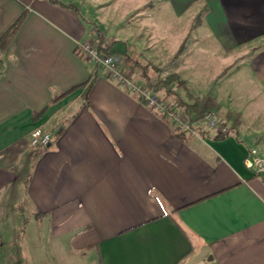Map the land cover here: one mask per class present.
Instances as JSON below:
<instances>
[{
    "label": "crops",
    "instance_id": "obj_1",
    "mask_svg": "<svg viewBox=\"0 0 264 264\" xmlns=\"http://www.w3.org/2000/svg\"><path fill=\"white\" fill-rule=\"evenodd\" d=\"M60 1L70 6L0 0V34L25 12L0 54V221L13 216L8 207L18 187L50 223V236L69 238L77 264H264V174L246 165L240 130L238 138L214 139L212 130L176 136L168 118L77 48L87 41L122 53L125 62L132 53L163 61L192 36L173 68L191 94L205 88L187 73L189 58L213 54L205 39L250 48L242 70L225 79L243 77L247 88L237 96V81L226 89L224 82L206 94L241 119L254 118L264 111V0ZM109 9L120 19L105 17ZM257 96L263 105L246 111ZM35 129L51 140L32 154ZM14 238L0 234V264H14Z\"/></svg>",
    "mask_w": 264,
    "mask_h": 264
},
{
    "label": "rangeland",
    "instance_id": "obj_2",
    "mask_svg": "<svg viewBox=\"0 0 264 264\" xmlns=\"http://www.w3.org/2000/svg\"><path fill=\"white\" fill-rule=\"evenodd\" d=\"M114 12L115 9H109L107 15L105 16L107 18L109 17L108 19L111 20V22H113V19L117 20L121 17L120 15L114 14ZM96 17L97 19L100 18L99 16ZM129 21V17H127L123 22V25L126 26ZM108 26L109 24L105 25L104 29ZM114 31H119V33L121 34L125 33L120 29H115ZM107 41H109L110 43L111 41L113 42L112 39H109ZM191 41L192 36L189 37L187 43L189 44ZM187 43L186 46L188 49L189 46ZM203 44L207 49L212 50L213 54L205 50V52H201L202 54L192 56L188 60V66L190 68L188 70L187 64H185V69L187 70L188 75H190L191 78L195 79L196 81L200 80V83H202V85H205V88L201 89V91H195L194 88L191 89L192 95L194 97H199L200 95H204L208 92L211 93L214 90H222L221 85L225 82V79L229 75L237 74L242 70V68L245 66L247 56L249 55V52H251L250 48L246 49V51L244 50V48H239L240 50H229L227 48L220 47L217 44L213 45L209 39H205ZM114 52L119 54L121 58L122 72L131 68V70L133 71L130 77L135 82L142 84L145 83L140 76V68L138 67V64H140L141 66L149 65L150 63L162 67L167 66L171 59L170 57L167 60L163 61H153L149 60L145 56L138 58V55L136 53H132L131 55H126L131 58V60L129 62H125L124 55L122 53H119L118 51ZM135 54L137 56H135ZM135 63H137L138 66H136ZM169 70L175 71L176 69ZM148 76L151 82H155L157 74L152 70L150 66L148 67ZM242 79L239 80L237 77L228 79L225 82L224 89H226L229 84H235L237 81V84H235V86L237 87L236 95L239 96L240 93L247 88L245 82L242 81ZM187 89L189 91L188 87ZM178 92L184 100H188L186 92L182 90V88L178 89ZM157 93H159V95L163 97V94L161 92ZM231 98L235 99L234 96H231ZM260 99L261 98L257 96L254 102L252 104H249L248 107L245 108L246 111H250L253 107L258 108V106L262 104L263 100ZM165 100L172 102L169 98H165ZM172 104L179 110L182 109L184 111L182 107L177 106L173 102ZM241 104L244 105L243 102H241ZM226 110L227 106L225 105L224 107H218L214 112L218 116L220 121L225 126H227L228 129L230 123L227 122L223 116ZM238 130H240V137L248 145L249 151L254 149L257 156L264 159V111L261 116H258V114L256 113V116L254 118L248 116L247 114H244ZM30 150L32 154L36 153V151H33L31 149V146ZM18 183L20 184L19 181H17V185ZM13 194L14 205L12 206V208L8 207V212H12L13 216L8 214L7 218L0 221V234H2V232L3 234H15L13 246L11 247V250L10 248L8 249V255L13 259L12 261L14 262V264L79 263V255L73 252L69 247V238H52L50 236V234H52L50 223H48L47 221L45 222L35 215L36 212L32 210L28 202L26 200H22V191L18 189V187H16Z\"/></svg>",
    "mask_w": 264,
    "mask_h": 264
},
{
    "label": "built area",
    "instance_id": "obj_3",
    "mask_svg": "<svg viewBox=\"0 0 264 264\" xmlns=\"http://www.w3.org/2000/svg\"><path fill=\"white\" fill-rule=\"evenodd\" d=\"M77 48L84 56L105 75L121 86L126 91L134 94L144 101L150 108L156 110L162 116L168 118L179 132L199 135L201 130L214 132H226L225 126L214 111L206 113L202 118H194L186 114L182 109L176 108L172 102L165 100L159 93L148 90L145 84L135 82L131 77L123 74L121 58L119 54L100 49L96 43L81 41ZM51 140V134L40 129H35L30 135V146L33 151L45 148ZM246 165L255 173L264 174V159L257 156L256 151H248L245 157Z\"/></svg>",
    "mask_w": 264,
    "mask_h": 264
},
{
    "label": "trees",
    "instance_id": "obj_4",
    "mask_svg": "<svg viewBox=\"0 0 264 264\" xmlns=\"http://www.w3.org/2000/svg\"><path fill=\"white\" fill-rule=\"evenodd\" d=\"M53 3H57L62 6L69 7L70 5L63 4L60 0H49ZM202 13H198L195 17V23L199 21L201 18ZM25 17V12L23 11L21 14H19L8 26L7 28L0 34V54L4 52V50L7 48L8 44L10 43L11 39L13 38L16 31L21 26L23 20ZM99 46V45H98ZM100 49L107 50V47H101ZM187 49L186 46V40L183 41L174 55L171 57L170 62L167 66L159 67L155 64L149 65H141L137 63L136 66L140 68V76L143 79L145 86L148 90H152L154 92H161L163 94L164 98H169L174 104L177 106H180L184 109V111L189 114L190 116L194 118H202L206 113L211 111H216L218 108V103L214 99V97L211 94H206L201 97H194L187 89V83L182 76L169 69H173L179 60L180 55ZM134 64V65H135ZM1 66V64H0ZM151 67L154 72H156L157 77L155 82H151L148 76V67ZM132 71H123V74L127 77H130L132 74ZM221 75V74H220ZM88 81V80H87ZM90 84L88 86H91L92 80H89ZM85 83V82H84ZM81 83L79 85L73 86L72 88L61 92L60 94L54 96L51 98V102H55L68 94L73 89L77 88L78 86H81ZM182 88L186 92V95L188 97V100H184L180 93L178 92V89ZM48 108V105L44 106L42 109L34 111L33 112V119L40 118ZM224 118L227 122L230 123V126L226 132H214L212 138L214 139H224L228 136H234L235 138H238V127L240 125L241 119L240 114L238 112H234L231 110H226L224 113ZM183 132H176V136L183 138ZM200 136H206L208 133L205 131L199 132ZM38 152V151H37ZM28 176V174H27ZM27 176H23V183L26 185L27 183ZM175 211V210H173Z\"/></svg>",
    "mask_w": 264,
    "mask_h": 264
}]
</instances>
